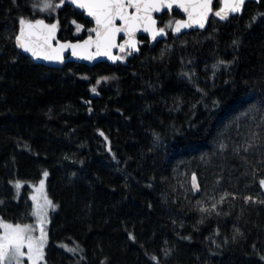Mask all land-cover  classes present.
Segmentation results:
<instances>
[{"label": "trees", "instance_id": "1", "mask_svg": "<svg viewBox=\"0 0 264 264\" xmlns=\"http://www.w3.org/2000/svg\"><path fill=\"white\" fill-rule=\"evenodd\" d=\"M34 3L0 0V219H30L12 185L47 171V264H264V203L241 198L264 200V168L251 172L264 145L233 150L264 137V0L116 64L63 69L16 59L18 19L59 21L61 41L93 25L68 0L51 14ZM225 192L238 198L217 203Z\"/></svg>", "mask_w": 264, "mask_h": 264}, {"label": "snow or ice", "instance_id": "2", "mask_svg": "<svg viewBox=\"0 0 264 264\" xmlns=\"http://www.w3.org/2000/svg\"><path fill=\"white\" fill-rule=\"evenodd\" d=\"M65 2L66 0H58V2L57 0H39L38 4H33V8L41 13L51 14L64 6ZM68 3L77 9L84 10L87 16L95 21V27L89 29L90 32L95 33V38L90 36L82 44L57 41L56 46L53 47L52 41L56 39L59 21L45 23L44 19L32 20L21 17L18 19L19 32L15 36L16 47L30 54L34 59L50 62H63V52L66 49H71L72 55L82 60H93L97 56H106L109 60L116 62L122 60L123 57L112 55V49L119 48L120 52L126 55L138 51L137 32L148 33L152 40H156L158 36L166 34V28H171L174 33H180L181 29L192 28L194 25L203 29L211 15L223 21L227 20L230 14L241 12L245 0H219L218 7L214 5V0H68ZM174 7L182 11L187 19L175 20L165 27H157L153 13H159L163 9L172 11ZM72 23L76 25V30L79 32L81 25L75 20ZM121 34L123 42L118 43V37H121ZM233 45H238V41L234 40ZM92 48L95 52L90 51ZM99 82L98 80L97 83ZM92 91L95 92L96 89L93 88ZM260 107H264V101L261 102ZM99 134L104 136L103 132ZM107 139L105 136V140ZM258 143L264 145V137L252 133L245 140L244 145H237L233 150L236 153L241 151L249 153L257 148ZM225 148L226 145L222 142L220 151L223 152ZM257 168H264V156L260 161H256V166L251 167L253 180L258 175ZM247 174L246 170L245 175ZM43 175L47 177L48 172L45 171ZM258 183L259 187L264 189V176L259 178ZM14 187L19 191L22 185L17 181ZM192 187L198 190L195 175L192 177ZM43 189L44 181L41 180L39 189L35 191L43 194ZM229 196L233 200L238 198L236 194L225 192L217 203H223ZM241 198L245 204L264 203V200H254L250 195H244ZM30 199L32 201L31 215L35 217V224L9 223L0 219V264H46L45 248L48 244L46 223L48 222V211L49 209L54 210L55 205L46 195L33 194ZM215 210L216 204H213L211 211ZM201 211H209V209L201 208ZM128 238L135 241L131 233ZM60 247H64L65 251L72 255H77L81 251L78 247L68 248L65 245H60ZM165 255L168 253L165 252ZM151 259L159 264L156 256H152Z\"/></svg>", "mask_w": 264, "mask_h": 264}, {"label": "water", "instance_id": "3", "mask_svg": "<svg viewBox=\"0 0 264 264\" xmlns=\"http://www.w3.org/2000/svg\"><path fill=\"white\" fill-rule=\"evenodd\" d=\"M259 1H260V0H245V4H244L243 7H242V11L239 12V13H236V14H230L228 19H230V18H232V17H234V16H240V15H242V13H243V11H244V8H245V5H246V4H248V3H259ZM69 4H70V3H69ZM70 6H71L76 12L81 13V14L83 15L84 19L90 21V22L92 23V25H93V28L95 27V21H93L91 17L87 16V14L84 12V10H82V9H77V8H75L74 5H71V4H70ZM174 9L178 10V11L184 16V18L187 19L186 15H185L182 11H180L179 9H177V8H175V7L172 9V11H173ZM130 11H133V10L130 9ZM172 11H169V10H167V9H163V10H162L161 12H159V13H153V18L157 21V27H158V19H157V17L160 16V15H162L163 13H166V12H172ZM209 18H210V17H209ZM217 19H218V18H217ZM228 19H227V20H228ZM208 20H209V19H208ZM218 20H219V19H218ZM227 20H223V21L219 20V21H221V22H225V21H227ZM45 23H48V22L45 21ZM117 23H119V22H117ZM207 23H208V21L206 22L205 27H204L203 29H201V28H199L198 26H195V25H194L192 28L181 29V32H180V33H174V32L171 31V35H172L173 37H177V36H180V35H182V34H184V33H186V32H189V31L192 30V29H193V30H204V29L206 28V26H207ZM173 27H174V26H173ZM58 34H59V28H58V30H57V32H56V39H55L54 41H52V45H53V47L56 46L57 41H59V43H72V44L81 43V44H82L83 41H84V40H87L90 36L93 37V38H95V33H93V34L90 35V36H87V37H84V38H81V39H78V40H73V41H72V40L61 41V40L58 39ZM17 35H18V34H17ZM142 36L147 37V38L150 40V46H151V47H154L158 41H160V40H162V39L165 38L166 34L163 35V36H158V37L156 38V40H152L151 37L148 35V33H145V32H143V31L137 32V33H136V39H137V41H138V45H137V47H138V51L133 52V53H132L133 55H138L139 52H140V47H141L140 38H142ZM122 42H123V39H122V34H121V37H118V43H122ZM15 48H16L17 52H19V53L22 54L24 57H26V58H28L29 60H31V62L34 63L35 65H40V66H44V67H47V68H53V69H63L67 64H77V65H85V66H87V67H93V66H95V65H97V64H100V63L116 64V63H118V62L120 61V60H117L116 62H113V61L109 60L106 56H97V57H96L95 59H93V60H82V59H79V58L73 56V55H72V50H71V49H66V50L63 52V62H50V61H45V60L34 59L30 54H28V53H24L21 49H18V48L16 47V45H15ZM90 51L95 52V49L92 48V49H90ZM122 54H124V53H121L120 50H119V48H114V49H112V55L117 56V57H120ZM193 175H195V174H193ZM193 175H192L191 178H190V185H191V188H192V191L194 192V194H198V193L200 192V187H199V184H198L197 178H196V182H197V185H198V190H197V189H193V187H192V177H193ZM195 176H196V175H195ZM263 193H264V189H263Z\"/></svg>", "mask_w": 264, "mask_h": 264}, {"label": "rangeland", "instance_id": "4", "mask_svg": "<svg viewBox=\"0 0 264 264\" xmlns=\"http://www.w3.org/2000/svg\"><path fill=\"white\" fill-rule=\"evenodd\" d=\"M42 180L44 181L43 194H41L40 192L35 191L36 189H39V185H40V181L41 180L39 182H37V183H26V182H20L19 181L21 183V185H22V187L19 189V191H17V189L14 187V184L17 181L14 182L12 186H13V190H14V194H15V200L16 201H19L22 197L26 196L27 199H28V201L31 202V204H32V201H31L30 197L33 194H35L37 196L46 195L47 198L49 199V197L47 195V191H46V178L44 177ZM31 211H32V205H31ZM51 213H52V209H49V211H48V222L46 223V230L48 232V244H47V247L45 248V261H46V255H47L48 249H49V247L51 245V241H50V229H49V220H50V214ZM20 223H22V224H35L36 223V220H35V217H33L31 215L30 216V219L28 218L26 222H20ZM37 235H38V232H37ZM60 245H63V244L57 245V247L59 249H61L66 254L72 255L70 252L65 251V248L64 247H60ZM65 246H67L68 248H77V247H71V246H68V245H65ZM78 254H79V252H78ZM46 264H47V262H46Z\"/></svg>", "mask_w": 264, "mask_h": 264}, {"label": "flooded vegetation", "instance_id": "5", "mask_svg": "<svg viewBox=\"0 0 264 264\" xmlns=\"http://www.w3.org/2000/svg\"><path fill=\"white\" fill-rule=\"evenodd\" d=\"M214 5L215 6H219V0H214ZM211 16H214V15H211ZM211 16H210V18H211ZM209 18V19H210ZM157 19H158V27H165L167 24H169V22H174L175 20H179V19H185L184 18V16L178 11V10H176V9H174L172 12H166V13H163L162 15H160V16H158L157 17ZM173 26H174V23H173ZM193 30V29H192ZM171 28H166V36H165V38L164 39H162V40H160V41H158L157 43H156V45L159 43V42H161V41H163V40H165L166 38H168V36L170 35V36H172L171 35ZM191 31V30H190ZM94 32H92V34H93ZM187 33V32H186ZM91 34V35H92ZM140 42H141V46L143 47V46H148V47H151L150 46V40L147 38V37H144V36H142V38H140ZM14 48H15V39H14ZM155 47V46H154ZM15 51H16V59H18V60H20V59H22L23 58V60L22 61H31V60H29L28 58H26V57H24L22 54H20L19 52H17V50H16V48H15ZM124 56H126V54L124 53V54H122L120 57H124ZM121 61V60H120ZM32 205V204H31Z\"/></svg>", "mask_w": 264, "mask_h": 264}]
</instances>
